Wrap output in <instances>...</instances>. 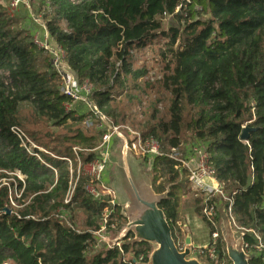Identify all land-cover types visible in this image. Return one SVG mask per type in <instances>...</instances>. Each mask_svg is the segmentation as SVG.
Returning <instances> with one entry per match:
<instances>
[{
    "label": "trees",
    "instance_id": "1",
    "mask_svg": "<svg viewBox=\"0 0 264 264\" xmlns=\"http://www.w3.org/2000/svg\"><path fill=\"white\" fill-rule=\"evenodd\" d=\"M41 6L50 42L65 53L64 68L78 85L92 86V107L116 124L127 122V110L142 103L140 93L133 91L142 90L138 81L147 71L134 69L131 51L158 38L167 40L163 56L169 55L173 64L163 80L172 95L168 119L159 118L155 106L151 118L138 126L158 139L165 153L185 145V131L207 144L216 178L233 198L231 214L244 232L247 251L253 247L250 264H264V248H258L260 241L252 232L264 246V0H41ZM166 16L178 19L182 27L164 31ZM23 19L0 3V180L14 178L0 185V264H129L128 256L140 255L148 264L153 246L133 243L132 233L122 243L123 252L115 247L87 258L107 205L87 192L89 178L83 175L72 202L64 203L71 167L62 158L72 160L75 174L73 148H97L101 119L95 117V126L87 127L84 121L93 112L77 114L69 108L73 99L62 91L63 75ZM49 123L64 132L42 133L41 126ZM13 126L22 127L34 141H44L56 157L42 152L39 160L28 154L12 134ZM246 126L255 130L243 141ZM97 157L96 151L81 153L84 163ZM142 158L154 190L167 193L159 207L178 247V238L183 242L186 236L178 223L181 207H193L212 233L216 228L203 214L204 195L191 188L187 171L166 154ZM212 201L219 225V203L227 213L229 203L219 197ZM63 207L74 228L57 216ZM112 222L118 230L127 224L120 205Z\"/></svg>",
    "mask_w": 264,
    "mask_h": 264
},
{
    "label": "built area",
    "instance_id": "2",
    "mask_svg": "<svg viewBox=\"0 0 264 264\" xmlns=\"http://www.w3.org/2000/svg\"><path fill=\"white\" fill-rule=\"evenodd\" d=\"M21 7L30 9V2L28 0H9V10L18 11ZM34 21L38 26L41 27L42 32H35L34 39L35 42L48 50L53 56V62L56 69L63 75V84L62 91L73 99V102H84L88 104L91 111L93 112L86 117L84 124L87 127L95 126V117L100 118L101 121L97 125V129L101 130L102 136L100 143L95 149H83L80 147H74L75 161L77 165L76 173L72 169L73 162L68 157H63L62 159L66 160L70 167V183L67 190L64 203L70 204L74 196L77 181L80 175L87 176L89 178V183L86 186L87 192L92 196L95 201L105 203L107 206L104 210V219L101 222L100 228L93 232V235L96 239V244L94 247L103 249H111L119 247L122 252V243L127 237L122 230H118L117 223H110L109 219L115 212L116 206L119 205L117 201L116 192L110 187L107 182L106 169L109 165L111 146L114 138L127 137L124 134L125 130L129 131L134 137L131 142V150L135 151L141 157H147L148 159H154L157 156L166 154L174 161H177L179 165L177 167L184 168L187 171L188 180L190 182L191 188L194 191L202 192L204 195V202L206 203L203 214L207 218L208 222L214 226L216 229L210 235V241L205 246H192L191 256L197 257L199 259L204 258L209 263L207 264H229L228 260L225 258L227 251L222 252L220 247V235L217 230V224L215 221L217 203L212 201L213 197H219L220 199L229 203L228 213L231 218V222L236 228L241 230L232 217V205L233 198L227 195L220 183L218 182L215 170L209 163V153L206 143H199L190 148V151L182 152L180 149H172L169 152H164L161 143L153 136H146L142 132H137L131 129L129 126H124L114 123L110 118L104 116L99 111H97L92 104L90 103L89 97L92 91V86L88 83H83L78 85L73 73L64 68V57L65 53L62 49L54 46L49 40V34L47 32L46 23L38 16L31 15ZM34 30V29H33ZM39 33H41L42 39H39ZM12 134H14L22 143L23 148L26 152L32 156H35L41 160V153H47L51 156L56 157L50 151L43 149L27 134V132L20 126H13L11 128ZM96 151L98 157L89 162L84 163L81 159V153H89ZM44 163V162H43ZM45 166L49 169H53V166L44 163ZM18 177L23 181L24 177L20 173L17 174ZM66 209L63 207L58 211L57 216L64 221L67 225L73 227L72 223L67 218ZM126 226V225H125ZM74 228V227H73ZM249 231V230H247ZM260 241L259 249L264 248L261 243V238L255 231H252ZM130 240V239H129ZM185 240V239H184ZM183 242L178 238V244L182 245L180 250L184 248ZM181 242L183 244H181ZM228 256V255H227ZM129 264H145L144 256L140 255L139 257L128 256L126 258ZM201 261V260H200ZM202 262V261H201Z\"/></svg>",
    "mask_w": 264,
    "mask_h": 264
},
{
    "label": "rangeland",
    "instance_id": "3",
    "mask_svg": "<svg viewBox=\"0 0 264 264\" xmlns=\"http://www.w3.org/2000/svg\"><path fill=\"white\" fill-rule=\"evenodd\" d=\"M30 2V9H27L25 7H22L18 11H10L9 10V0H0V3L5 5L8 8V11L13 16H21L23 17V23L25 27H31L34 29L35 32H42V29L40 26L37 25V23L34 21L32 16H30L29 13H27V10H30L32 12V15L40 17L43 21V14H44V8L41 6V0H28ZM180 11V10H179ZM29 14V15H28ZM163 24V30L168 31L169 28L175 27V28H181L182 22H180L178 19L174 18L173 16H166L162 20ZM39 39H42L41 33L38 34ZM52 44H54L51 41ZM167 40L165 38H158L153 43L141 47V48H133L131 51L132 54V62L134 69H145L147 71L146 76L138 81L140 87L142 90H134L133 93H140V101L142 103H136L132 107H130L129 110H127V113L130 115L127 122H121L119 121L118 124L120 125H126L131 127L134 131L142 132L141 127L138 126V124H143L146 120L148 121L149 118H151V113H153L155 106L158 109L157 116L159 118L168 119V107L170 105L172 95L164 88L163 80L165 75L170 74L171 69L173 67V64L170 60V56L168 55L167 58L163 56V53H168L166 48ZM131 85V84H130ZM69 108H73L77 111V114H87L91 109L88 106V104L84 102H73ZM42 133L46 132L47 129L50 131L55 132L56 134L63 133L64 131L58 130L56 127L52 125V123H49L46 125V127H42ZM97 132V131H94ZM124 134L127 135L126 141L125 138L116 137L114 138L111 146V152H110V159H109V165L106 169V177L107 182L110 185V187L116 192L117 195V201L119 202V205L122 206L125 204V197L123 196L122 192L120 191V180L123 177V157H124V146L127 144V157L129 160L130 167L133 171L138 172L141 171L144 174H146L150 180H151V173L150 168L147 164V162L138 155L133 149L131 150V142L133 140V135L129 133V131L125 130ZM184 144L180 150L182 152H187V150L194 145H197L201 143L202 141H196L194 137L191 135L190 132H184ZM47 141V140H46ZM37 145L45 149V146L42 143L35 141ZM126 142V143H125ZM47 151H50L46 149ZM10 180L9 178L4 177L2 180H0L2 183H8L9 181L13 183L14 178L13 176ZM152 181V180H151ZM16 185H14L15 187ZM220 204V224L217 225L218 232H221L223 237V229L225 223H230L231 218L229 216V213L225 211L223 203ZM232 224V223H231ZM232 226L234 229L239 232L241 235L244 234L242 230H239L236 228L233 224ZM211 235V233H210ZM209 235V236H210ZM101 251L99 248H96L94 246H91L87 252V258L91 259V257L96 254L97 252ZM247 251V248H246ZM247 253L251 256V254L254 253L253 247H248ZM207 264V263H204Z\"/></svg>",
    "mask_w": 264,
    "mask_h": 264
},
{
    "label": "water",
    "instance_id": "4",
    "mask_svg": "<svg viewBox=\"0 0 264 264\" xmlns=\"http://www.w3.org/2000/svg\"><path fill=\"white\" fill-rule=\"evenodd\" d=\"M251 130L255 128H244L241 134L243 141L249 139ZM126 150L127 144L124 146L123 177L120 180V191L125 197L122 214L127 219L123 233L126 236L132 233L133 243L148 242L153 246L148 264H204L199 258L191 256L193 245L190 233L185 237L183 250H180L167 217L159 207L167 193L156 192L146 174L131 169ZM231 223H225L223 229L227 255L233 264H250L245 236L237 232Z\"/></svg>",
    "mask_w": 264,
    "mask_h": 264
},
{
    "label": "crops",
    "instance_id": "5",
    "mask_svg": "<svg viewBox=\"0 0 264 264\" xmlns=\"http://www.w3.org/2000/svg\"><path fill=\"white\" fill-rule=\"evenodd\" d=\"M27 11H28L27 13H29L31 16L32 12L30 10ZM41 33L43 34V32ZM189 151L190 148L187 150V153ZM180 216H181V220L178 223L179 225L182 226L183 231L185 232L186 235L188 233L192 235V245L194 247L207 245V243L210 241V236H209L210 230L206 222L203 221V219L195 213V209L190 206L181 207Z\"/></svg>",
    "mask_w": 264,
    "mask_h": 264
}]
</instances>
